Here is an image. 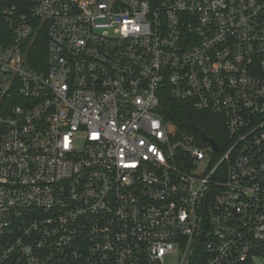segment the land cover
I'll return each instance as SVG.
<instances>
[{"label":"built area","instance_id":"built-area-1","mask_svg":"<svg viewBox=\"0 0 264 264\" xmlns=\"http://www.w3.org/2000/svg\"><path fill=\"white\" fill-rule=\"evenodd\" d=\"M260 257L264 0H0V264Z\"/></svg>","mask_w":264,"mask_h":264},{"label":"trees","instance_id":"trees-1","mask_svg":"<svg viewBox=\"0 0 264 264\" xmlns=\"http://www.w3.org/2000/svg\"><path fill=\"white\" fill-rule=\"evenodd\" d=\"M164 110L166 118L178 127L180 133L192 135L205 143L200 132L192 129V125H195L208 136L221 142L224 134L222 124L214 122L212 115L204 116L190 103L170 97L166 99Z\"/></svg>","mask_w":264,"mask_h":264},{"label":"water","instance_id":"water-1","mask_svg":"<svg viewBox=\"0 0 264 264\" xmlns=\"http://www.w3.org/2000/svg\"><path fill=\"white\" fill-rule=\"evenodd\" d=\"M192 129H193L194 131H198V127L195 126V125H192ZM202 137H203L204 140L210 142V143L213 145V148H214V151H215V152L219 151V145H218V143H217L213 138L209 137V136H208L207 134H205V133H202Z\"/></svg>","mask_w":264,"mask_h":264},{"label":"rangeland","instance_id":"rangeland-1","mask_svg":"<svg viewBox=\"0 0 264 264\" xmlns=\"http://www.w3.org/2000/svg\"><path fill=\"white\" fill-rule=\"evenodd\" d=\"M167 124H168V126L171 128V130H172V127L174 128V125H173V123L172 122H170V121H167ZM177 129H178V127H177ZM183 136H188V137H194V136H190V135H187V134H183ZM195 138V137H194ZM256 264H264V258H262V257H260V258H258L257 260H256Z\"/></svg>","mask_w":264,"mask_h":264},{"label":"flooded vegetation","instance_id":"flooded-vegetation-1","mask_svg":"<svg viewBox=\"0 0 264 264\" xmlns=\"http://www.w3.org/2000/svg\"><path fill=\"white\" fill-rule=\"evenodd\" d=\"M198 131L200 132V133H202V131H201V129L198 127ZM204 133V132H203Z\"/></svg>","mask_w":264,"mask_h":264}]
</instances>
